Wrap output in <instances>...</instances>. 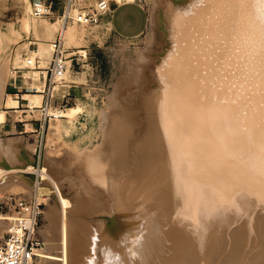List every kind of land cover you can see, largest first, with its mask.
<instances>
[{"label": "bare ground", "instance_id": "1", "mask_svg": "<svg viewBox=\"0 0 264 264\" xmlns=\"http://www.w3.org/2000/svg\"><path fill=\"white\" fill-rule=\"evenodd\" d=\"M5 1L0 0V14ZM17 1L23 5L18 18L22 28L38 37L60 32L68 57L67 47L79 36L76 25L62 14L38 23L32 2ZM162 4L160 42L138 58L137 78L111 95L113 111L106 115L103 139L91 148L68 150L76 196L62 192L59 156L46 153L43 165L35 168L29 145L11 149L0 143V199L7 190L21 189L45 204L44 243L36 251L41 264H97V256L98 264H211V256L207 263L202 260L212 248L202 253L206 245L214 250L213 244L220 242L215 221H236L243 208L246 218L238 223L235 238L248 236L257 221L264 228L258 13L219 2L200 7H193V0ZM78 12L75 4L69 9L74 23ZM35 44L30 56L47 64L51 44ZM68 75L67 66L63 79L69 80ZM23 77L31 84L28 89H35L22 94L25 105L41 107L45 80L36 70ZM63 79L53 90L65 84ZM5 102L9 109L19 105L11 95ZM79 111L47 107L45 114L70 118ZM4 119L2 108L0 123ZM8 151L12 156H5ZM30 171L38 176L34 182L22 174ZM259 209L263 212L255 214ZM12 219L13 214H0L2 238ZM204 236L219 242L204 245Z\"/></svg>", "mask_w": 264, "mask_h": 264}, {"label": "rangeland", "instance_id": "2", "mask_svg": "<svg viewBox=\"0 0 264 264\" xmlns=\"http://www.w3.org/2000/svg\"><path fill=\"white\" fill-rule=\"evenodd\" d=\"M30 1L32 2V0ZM77 1L75 2V5L78 11L84 10L83 8H91V6L95 2V0ZM162 1L164 2V0H142V3L144 4L149 15L148 23L145 30L140 35L129 39H122L117 37L112 32L109 25L104 21H101L100 18L99 23L97 24H82L81 22L74 23V18L68 19V24L76 25L79 36L76 37L75 42H71V44L67 47L66 52H75L83 55L84 52H81L80 50H85L86 55L85 57H78V64H73L72 68H70V70L73 69L74 74H71L69 70L68 76L70 79L67 81L63 79L65 84L60 85L57 89L51 92L52 96L50 100L48 101L45 93H42L43 98L41 107H34L32 109L28 108L25 105V100H22L23 98H21V94L30 92V89L24 88L27 82H23V75L29 71H32L29 68L23 67L22 60L26 55H29L30 50L35 49L36 41H41L44 44L48 45L54 40L58 32H56L54 37H38L32 30L30 32H26L22 28L21 21L18 19L23 12V5L17 0L5 1L6 6L2 8V13L0 14V72H2L1 74H4L3 77L5 81L3 82V85H0V100L1 95L3 96V98L8 96L7 89L9 87L16 90L20 89L18 95L16 94V92H13V94L11 95L13 98H19L20 100L18 107L14 109L5 108L4 104L0 101V109L3 108V110L8 112L9 119L16 122L19 131L18 135H21V137H18L17 139H11L8 142L0 140V143L3 147H9L11 149H19L20 147H23L22 145L24 144L29 145V147H27V150L33 153L31 165H33V167L35 168L43 165V157L46 153L50 154L51 157L58 158L59 156L58 159L61 163L62 170L60 173L62 192L65 195H68V197L76 196L74 194L78 192V188L73 186V184L76 185V183H74L73 181L71 182L69 178L70 176L74 175V168L72 167V160L70 157L71 154L70 151L68 152V150L76 149L77 151H80L84 147L91 148L99 144L103 139V128L107 123L106 115H109L113 111L112 103L110 101L111 95L118 94L120 90L124 86L129 84L131 80L137 78L138 71L136 70V63L138 58L149 50L155 49L160 42L161 37L159 22L161 15L159 14V8L163 6ZM51 11V14L45 15L44 17H42V19L41 17H38L36 18V21L38 23H42L53 20L57 16V14H62L63 6L58 13L53 12V9H51ZM108 11L104 14L108 13ZM161 11L164 12V9H162ZM78 43H80V45ZM96 62H98V64ZM12 64L17 65L20 68V72L17 74L19 75V77H17L15 81L14 76H11L9 74V69L11 68ZM3 70L5 73L3 72ZM6 71L8 73L7 76L5 75ZM152 71L156 74L155 66L152 67ZM26 81H30V79L28 78ZM30 85L31 84H29V86ZM54 85H56V83H54ZM47 88L48 84L46 82L45 91L47 90ZM63 100L67 101L68 105L78 103H82L85 105L84 113L91 114L93 117V121L98 122V136L96 135L95 140L88 141L86 144L82 145V147L68 146L63 141H61L59 137V129L62 128V125H68L71 122L69 118L54 117V115L48 114L46 115L45 109L49 107L51 109L57 110L59 109V104H62ZM80 111L83 112V110ZM36 139L37 141H35ZM7 154L8 156H12L11 152L6 153L5 156H7ZM63 170L66 171V174L63 173ZM22 174L29 177L33 182L37 180L38 177L34 171L22 172ZM30 186L33 189L32 183H30ZM79 193L77 195H79ZM27 194L28 193H26L25 190L21 189L7 190L4 193L3 198L0 199V214H13L12 212L14 206L10 204L8 205V203H4L8 196L16 195V197H18L25 195L30 198L34 196L32 193L30 196ZM44 208L45 204L42 205V212ZM238 211L240 215L238 212H236L237 215L235 216L237 222L235 221V219H231L230 221L232 222L230 223L229 221H224V219H218L219 216L216 217V219L222 222L220 223L217 220L214 224H212L214 229H217L219 231V233L216 234V237L218 239L221 238L220 242H223L220 244V242L216 240V237L214 238L213 242L210 237L209 239L211 241L208 240L206 236L203 237V243L206 240V243H204V245L209 242L210 244H213L214 242L216 243V241H218V245H220L218 246L216 244L215 246V244H213L215 247L214 250L212 245H206L207 248L206 246L204 247V253H202L204 256L207 254L205 253L206 249V252H208L209 249L212 248L211 251L214 252L211 253L210 251L208 253V259L207 255L205 257L202 255V257H204L202 260L203 263H207L212 257L211 261H214V263L212 262L211 264H264V228L262 227L263 229H261L259 225L261 223L260 221H257L258 223L255 221L256 225L255 227H253L254 231L252 230L251 233H247L248 236L243 234L241 238H235V232L237 234L240 223H242L246 218L244 217L245 215L243 216V208ZM240 211L243 213H241ZM262 212L263 210L259 209L255 214H260ZM218 223H220L221 225ZM262 223L264 225L263 219ZM217 225H220L221 227ZM44 226L45 220L43 219L41 213L38 225V233L42 244L44 243V238L42 237H44L43 235H45L44 229H42L44 228ZM1 236L2 235H0V239H2ZM232 241H234L235 243H233ZM236 242H240L242 243V245ZM217 246L219 249H216ZM216 250L219 251L216 252ZM210 253L215 254L213 256L210 255ZM214 257L215 259H213ZM39 262L40 259L37 256L34 259V264H39ZM95 262H97L98 264V256ZM44 264L55 263L53 261H47Z\"/></svg>", "mask_w": 264, "mask_h": 264}, {"label": "built area", "instance_id": "3", "mask_svg": "<svg viewBox=\"0 0 264 264\" xmlns=\"http://www.w3.org/2000/svg\"><path fill=\"white\" fill-rule=\"evenodd\" d=\"M76 1L65 0L62 16H65L66 20L73 18L69 15V9ZM51 4V0H32L33 15L39 17L51 14ZM109 8L110 0H95L91 8H83L84 10L79 11L76 19L84 24H97L100 16L107 12ZM50 44L52 47L51 57L47 64H42L38 55L31 57L29 54L23 58V67L38 71L45 80V86L47 82L48 88L46 91L44 88L42 93H45L48 101L52 96L51 91L54 83L63 79L67 66L70 67L73 61L77 63L78 57H85L84 54L80 55L75 52L68 57L65 56L60 32L57 33ZM67 59L70 61L68 65L66 63ZM9 72L12 76L17 75L20 68L17 65H12ZM4 203L14 206L12 212L14 220L12 219L11 226L4 237L0 239V264H34V259L37 257L36 251L42 244L38 233V225L43 203L36 201L35 197L30 198L25 195L8 196Z\"/></svg>", "mask_w": 264, "mask_h": 264}, {"label": "crops", "instance_id": "4", "mask_svg": "<svg viewBox=\"0 0 264 264\" xmlns=\"http://www.w3.org/2000/svg\"><path fill=\"white\" fill-rule=\"evenodd\" d=\"M64 1L65 0H51V2L53 3L51 4L53 12L58 13L60 9H62ZM148 16H149L148 12L144 4L142 3V0H118V1H110V10L108 11V13L102 14V16H100V19L101 21H104L109 25L112 32L117 37L122 39H129V38L137 37L145 30L146 25L148 23ZM78 62L79 60L77 61V63L73 61L69 67V70L70 68H72L73 64L76 65L78 64ZM96 63L98 64V62ZM70 72L72 74L73 69H71ZM17 77H19V75H14V81L16 80ZM29 84L30 83H26L24 88L28 89ZM7 90H8L7 95H12L13 92L14 93L16 92V94H18L20 91V89H18L17 91L16 89H12L11 87H9ZM21 96H22L21 98H23L22 100H25L24 99L25 97H23L24 95L21 94ZM6 99L7 97H5L4 99L3 96L1 95L0 101L1 103L4 104V107H5ZM17 100L19 101L20 99L17 98ZM59 105H60L59 109L60 110L62 109V111H66V112L67 110L69 111L70 109L75 107L76 108L79 107L80 110H83V112L79 111V113L70 116L69 120L71 123L68 125H62V128L59 129L60 130L59 137L61 141H63L68 146L82 147V145L86 144L88 141L96 139V135L98 136L97 133L98 122L93 121V117L91 114L84 113V108H85L84 104L78 103V104L68 105V102L63 100L62 104ZM4 113H5V119L3 123H0V140L8 142L11 139L14 138L17 139L18 137H21V135H18L19 131L16 122L11 121L9 119L8 112L4 110ZM63 118H67V117H63ZM35 141H37V139Z\"/></svg>", "mask_w": 264, "mask_h": 264}, {"label": "snow or ice", "instance_id": "5", "mask_svg": "<svg viewBox=\"0 0 264 264\" xmlns=\"http://www.w3.org/2000/svg\"><path fill=\"white\" fill-rule=\"evenodd\" d=\"M228 3L233 5L234 7H246L255 10L258 13V20H259V55H260V69H261V77H262V90H264V0H193V7H200L202 4L205 3ZM188 15V12L184 13ZM262 108H264V97H262ZM264 118V117H262ZM260 163L261 168L264 169V132L261 135V144H260ZM264 174V173H262Z\"/></svg>", "mask_w": 264, "mask_h": 264}]
</instances>
